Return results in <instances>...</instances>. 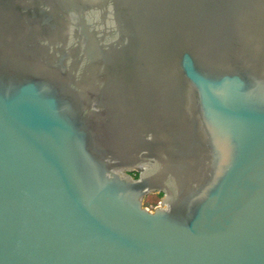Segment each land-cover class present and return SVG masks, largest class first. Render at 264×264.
Masks as SVG:
<instances>
[{
  "label": "water",
  "instance_id": "95a60500",
  "mask_svg": "<svg viewBox=\"0 0 264 264\" xmlns=\"http://www.w3.org/2000/svg\"><path fill=\"white\" fill-rule=\"evenodd\" d=\"M0 264H264V0H0Z\"/></svg>",
  "mask_w": 264,
  "mask_h": 264
},
{
  "label": "rangeland",
  "instance_id": "374dc122",
  "mask_svg": "<svg viewBox=\"0 0 264 264\" xmlns=\"http://www.w3.org/2000/svg\"><path fill=\"white\" fill-rule=\"evenodd\" d=\"M162 198V195L159 192H151L146 194L141 198L142 206L147 207L150 210L155 209L159 204V200Z\"/></svg>",
  "mask_w": 264,
  "mask_h": 264
},
{
  "label": "flooded vegetation",
  "instance_id": "af4514ba",
  "mask_svg": "<svg viewBox=\"0 0 264 264\" xmlns=\"http://www.w3.org/2000/svg\"><path fill=\"white\" fill-rule=\"evenodd\" d=\"M133 173H136V172H131V175L134 176V177H136L137 175L135 176ZM136 174H137V173H136Z\"/></svg>",
  "mask_w": 264,
  "mask_h": 264
},
{
  "label": "built area",
  "instance_id": "2783aa9c",
  "mask_svg": "<svg viewBox=\"0 0 264 264\" xmlns=\"http://www.w3.org/2000/svg\"><path fill=\"white\" fill-rule=\"evenodd\" d=\"M161 199H162V198H161ZM161 199L159 200V204H158L157 206H161V203H160V202H161Z\"/></svg>",
  "mask_w": 264,
  "mask_h": 264
},
{
  "label": "trees",
  "instance_id": "16d2710c",
  "mask_svg": "<svg viewBox=\"0 0 264 264\" xmlns=\"http://www.w3.org/2000/svg\"><path fill=\"white\" fill-rule=\"evenodd\" d=\"M135 176L137 175L136 173H133Z\"/></svg>",
  "mask_w": 264,
  "mask_h": 264
}]
</instances>
